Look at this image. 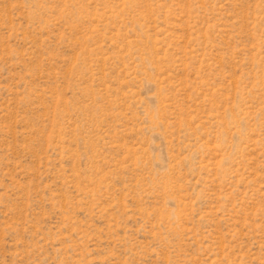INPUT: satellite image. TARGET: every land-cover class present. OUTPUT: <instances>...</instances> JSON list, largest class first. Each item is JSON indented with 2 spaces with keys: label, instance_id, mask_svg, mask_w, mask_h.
<instances>
[{
  "label": "rangeland",
  "instance_id": "1",
  "mask_svg": "<svg viewBox=\"0 0 264 264\" xmlns=\"http://www.w3.org/2000/svg\"><path fill=\"white\" fill-rule=\"evenodd\" d=\"M0 264H264V0H0Z\"/></svg>",
  "mask_w": 264,
  "mask_h": 264
}]
</instances>
